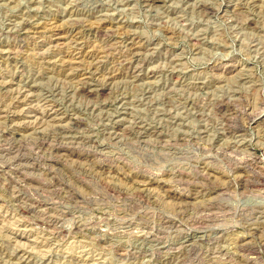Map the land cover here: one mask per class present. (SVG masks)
<instances>
[{
	"label": "rangeland",
	"instance_id": "1",
	"mask_svg": "<svg viewBox=\"0 0 264 264\" xmlns=\"http://www.w3.org/2000/svg\"><path fill=\"white\" fill-rule=\"evenodd\" d=\"M261 117L264 0H0V264H264Z\"/></svg>",
	"mask_w": 264,
	"mask_h": 264
},
{
	"label": "bare ground",
	"instance_id": "2",
	"mask_svg": "<svg viewBox=\"0 0 264 264\" xmlns=\"http://www.w3.org/2000/svg\"><path fill=\"white\" fill-rule=\"evenodd\" d=\"M260 120H261V121H264V118L261 117ZM259 122H260V121H259Z\"/></svg>",
	"mask_w": 264,
	"mask_h": 264
}]
</instances>
